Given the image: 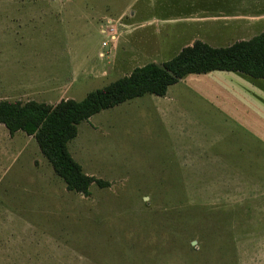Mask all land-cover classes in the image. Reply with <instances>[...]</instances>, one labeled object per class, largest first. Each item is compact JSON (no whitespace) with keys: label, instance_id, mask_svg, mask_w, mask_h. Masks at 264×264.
<instances>
[{"label":"rangeland","instance_id":"1","mask_svg":"<svg viewBox=\"0 0 264 264\" xmlns=\"http://www.w3.org/2000/svg\"><path fill=\"white\" fill-rule=\"evenodd\" d=\"M151 2L0 0L17 21L0 31V68L73 72L81 100L195 40L226 46L264 31L259 23L172 32ZM56 6L63 22L24 23L28 9ZM40 99L0 88V100ZM67 148L106 184L68 190L31 135L0 124V264H264V79L186 75L163 96L80 122Z\"/></svg>","mask_w":264,"mask_h":264},{"label":"trees","instance_id":"2","mask_svg":"<svg viewBox=\"0 0 264 264\" xmlns=\"http://www.w3.org/2000/svg\"><path fill=\"white\" fill-rule=\"evenodd\" d=\"M240 72L264 79V31L226 46H211L195 40L161 63L148 62L109 84L89 91L81 100L62 99L55 105L33 100H0V124L10 134L31 135L54 173L71 191L87 194L96 182L71 156L67 142L77 134V125L107 108L145 94L165 95L168 87L188 74L210 71Z\"/></svg>","mask_w":264,"mask_h":264},{"label":"crops","instance_id":"3","mask_svg":"<svg viewBox=\"0 0 264 264\" xmlns=\"http://www.w3.org/2000/svg\"><path fill=\"white\" fill-rule=\"evenodd\" d=\"M151 3L155 9H159L161 12L159 13L160 21L172 22L171 24L174 26L169 30L172 32L190 30L192 33L207 30L209 27L221 29L229 25L264 23V0H153ZM15 12V8H0V31L3 32L5 28L16 30ZM27 12L29 17L24 18V23H28L27 25L31 29L40 25V22L52 19V17H56L57 20V17L60 16L59 20L63 22L64 9L62 6L45 7L38 10L28 9ZM31 15L38 17L32 19ZM31 29L30 31L33 32ZM46 34V32L42 34L43 40L45 39L43 45L50 47L52 45L47 40ZM0 36L2 35L0 34ZM51 54L54 53L51 52ZM215 71L201 74H210ZM28 72L29 74L24 72L15 76L11 71L0 68V88H17L25 93L31 92L35 96L45 97V99L37 101L50 105H55L62 99L77 100L71 92L72 82L77 77L73 75V72L71 75H63L56 70L45 73L43 71L41 75H36L32 71ZM84 77L85 79L94 78V75H85ZM236 84H232V86L235 87ZM228 88L233 90L230 83ZM242 112L247 115L248 110L243 109Z\"/></svg>","mask_w":264,"mask_h":264}]
</instances>
